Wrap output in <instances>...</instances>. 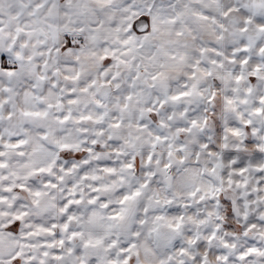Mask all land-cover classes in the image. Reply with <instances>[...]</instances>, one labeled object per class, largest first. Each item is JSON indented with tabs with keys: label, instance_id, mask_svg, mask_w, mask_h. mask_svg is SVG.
<instances>
[{
	"label": "snow or ice",
	"instance_id": "obj_1",
	"mask_svg": "<svg viewBox=\"0 0 264 264\" xmlns=\"http://www.w3.org/2000/svg\"><path fill=\"white\" fill-rule=\"evenodd\" d=\"M0 264H264V0H0Z\"/></svg>",
	"mask_w": 264,
	"mask_h": 264
}]
</instances>
